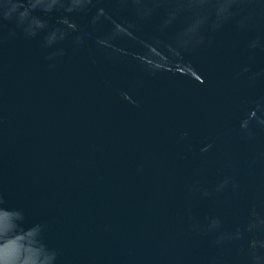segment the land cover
Listing matches in <instances>:
<instances>
[{"label":"water","instance_id":"obj_1","mask_svg":"<svg viewBox=\"0 0 264 264\" xmlns=\"http://www.w3.org/2000/svg\"><path fill=\"white\" fill-rule=\"evenodd\" d=\"M0 264H264V0H0Z\"/></svg>","mask_w":264,"mask_h":264}]
</instances>
